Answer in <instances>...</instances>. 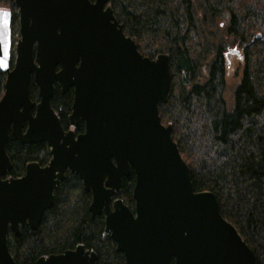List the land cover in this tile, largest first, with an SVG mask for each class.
Returning a JSON list of instances; mask_svg holds the SVG:
<instances>
[{
    "label": "water",
    "instance_id": "water-1",
    "mask_svg": "<svg viewBox=\"0 0 264 264\" xmlns=\"http://www.w3.org/2000/svg\"><path fill=\"white\" fill-rule=\"evenodd\" d=\"M110 1L9 0L18 10L20 35L12 66V14L0 9V264H16L9 233L40 227L66 172L90 195L88 211L103 216L104 232L124 264H256L216 197L194 191L171 127L161 123L158 104L166 103L171 81L168 56L143 57ZM54 85L72 89L68 122L76 128L81 121L83 133L61 127L50 106ZM9 136L25 146L44 143L48 164L29 163L21 177L7 178ZM131 172L133 209L115 198ZM95 262L96 255L78 245L35 264Z\"/></svg>",
    "mask_w": 264,
    "mask_h": 264
},
{
    "label": "trees",
    "instance_id": "trees-1",
    "mask_svg": "<svg viewBox=\"0 0 264 264\" xmlns=\"http://www.w3.org/2000/svg\"><path fill=\"white\" fill-rule=\"evenodd\" d=\"M0 5L10 11L8 0ZM108 5L143 57L168 56L171 81L166 103L158 104L161 123L171 127L194 191L216 197L223 219L256 264H264V0H111ZM237 48L243 70L228 102L223 56ZM4 82L0 71V98ZM72 99V89L61 92L54 85L50 106L64 131ZM30 100L38 103L32 82ZM75 132H83L82 123ZM6 153L10 178L21 177L29 163L44 167L50 160L44 143L25 146L11 136ZM133 185L131 172L116 195L130 209ZM53 195L54 205L36 231L9 234L7 247L16 264H35L78 245L96 255L95 264H124L104 232L103 216L89 213L91 197L75 175L66 172Z\"/></svg>",
    "mask_w": 264,
    "mask_h": 264
},
{
    "label": "rangeland",
    "instance_id": "rangeland-1",
    "mask_svg": "<svg viewBox=\"0 0 264 264\" xmlns=\"http://www.w3.org/2000/svg\"><path fill=\"white\" fill-rule=\"evenodd\" d=\"M5 1V0H3ZM9 2V0H8ZM10 3V2H9ZM5 5V3H4ZM1 6L0 9H6L7 6ZM10 12L12 13V23H11V41H12V57L11 62L14 61L15 53L14 48L15 44L20 38L19 35V19H18V10L17 8L10 3ZM9 8V7H8ZM9 10V9H8ZM260 36V35H259ZM131 38V37H130ZM264 40V36H260ZM238 49V53L241 54V49ZM227 62L225 63L224 70V81L226 84V94L225 99L229 102L231 98V92L238 86L240 83L241 73H242V67H243V61L240 60L238 57H235L233 54L226 57Z\"/></svg>",
    "mask_w": 264,
    "mask_h": 264
},
{
    "label": "flooded vegetation",
    "instance_id": "flooded-vegetation-1",
    "mask_svg": "<svg viewBox=\"0 0 264 264\" xmlns=\"http://www.w3.org/2000/svg\"><path fill=\"white\" fill-rule=\"evenodd\" d=\"M234 55L235 57H238L240 60H242L243 61V57L241 56V54L240 53H238V51L236 52V53H231V52H227V53H225V55L223 56V58L225 59V63L227 62V56H229V55ZM69 117V116H68ZM69 123V122H68ZM82 122L80 121L79 123H78V125H77V127L76 128H74V129H72L73 130V132H74V134L75 135H78V134H81V133H83L84 132V125H83V132H81V133H77L76 134V132H75V130L80 126V124H81ZM83 124V123H82ZM70 129V128H69ZM69 129H67L66 131H68ZM121 185H122V182H121ZM121 188V187H120ZM120 191V190H119ZM119 191L117 192V194L119 193ZM116 194V195H117ZM117 198V197H116ZM118 199H120V198H118ZM11 234V233H10Z\"/></svg>",
    "mask_w": 264,
    "mask_h": 264
},
{
    "label": "snow or ice",
    "instance_id": "snow-or-ice-1",
    "mask_svg": "<svg viewBox=\"0 0 264 264\" xmlns=\"http://www.w3.org/2000/svg\"><path fill=\"white\" fill-rule=\"evenodd\" d=\"M7 15H8V13L5 12V13H4L5 18L7 17ZM5 27H6V25H5ZM4 53H5V57H7V54H8L7 35H6V37H5Z\"/></svg>",
    "mask_w": 264,
    "mask_h": 264
}]
</instances>
